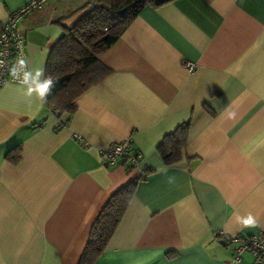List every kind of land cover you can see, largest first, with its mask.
Listing matches in <instances>:
<instances>
[{"label":"crops","instance_id":"0c3cea01","mask_svg":"<svg viewBox=\"0 0 264 264\" xmlns=\"http://www.w3.org/2000/svg\"><path fill=\"white\" fill-rule=\"evenodd\" d=\"M27 1L0 0V23ZM87 1L48 0L22 18L28 69L45 71ZM97 59L92 72H108L71 114L30 103L21 83L0 88V264H79L106 201L133 179L91 264H251L216 234L264 232L234 221L252 213L264 225V0L145 6ZM183 122L186 142L166 163L157 146ZM128 137L137 167L103 165L99 150Z\"/></svg>","mask_w":264,"mask_h":264},{"label":"trees","instance_id":"16d2710c","mask_svg":"<svg viewBox=\"0 0 264 264\" xmlns=\"http://www.w3.org/2000/svg\"><path fill=\"white\" fill-rule=\"evenodd\" d=\"M171 0H88L83 13L52 46L45 63V77H52L55 87L46 102L53 111L72 113L74 100L108 70L93 71L97 55L105 52L122 30L145 7H158ZM186 122L164 135L157 146L166 163L179 158L186 142ZM12 162L19 157V146L6 153ZM131 169V168H130ZM139 178H142L140 175ZM137 179L115 191L95 219L79 264H91L104 250L125 212Z\"/></svg>","mask_w":264,"mask_h":264},{"label":"built area","instance_id":"2783aa9c","mask_svg":"<svg viewBox=\"0 0 264 264\" xmlns=\"http://www.w3.org/2000/svg\"><path fill=\"white\" fill-rule=\"evenodd\" d=\"M47 1L29 0L10 11L6 19L0 23V88L5 82L21 83L20 78L11 75V68L16 65L18 59H26L25 40L18 24L23 17L41 10ZM184 65L189 70L194 67L191 62H185ZM75 137L80 138L78 135ZM86 144L82 141L83 146ZM99 154L103 165L107 167L122 165L128 169L136 168L141 156L140 152L133 148L130 137L99 150ZM216 235L232 250L233 261H238L243 255L248 254L252 258L251 264H264V232L230 235L217 231Z\"/></svg>","mask_w":264,"mask_h":264},{"label":"clouds","instance_id":"9594fccd","mask_svg":"<svg viewBox=\"0 0 264 264\" xmlns=\"http://www.w3.org/2000/svg\"><path fill=\"white\" fill-rule=\"evenodd\" d=\"M11 75L15 78H20L21 88L19 91L29 98L30 103L33 97L41 104L45 103L56 84V81L52 77H45L42 66L28 69V61L24 58L18 59L16 65L11 68ZM228 115L229 118H234L235 113L230 112ZM234 221L240 229L264 227V225L260 224L258 217L252 213L245 215L237 214L234 217Z\"/></svg>","mask_w":264,"mask_h":264}]
</instances>
